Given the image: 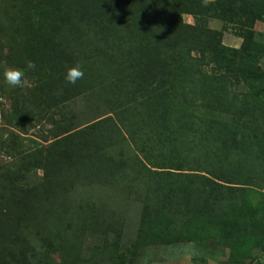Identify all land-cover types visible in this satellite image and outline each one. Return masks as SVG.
<instances>
[{
    "label": "trees",
    "instance_id": "1",
    "mask_svg": "<svg viewBox=\"0 0 264 264\" xmlns=\"http://www.w3.org/2000/svg\"><path fill=\"white\" fill-rule=\"evenodd\" d=\"M19 1L29 9L16 20L46 29L45 41L57 51L67 44L68 68L82 65L72 97L97 88L116 99L103 118L36 143L29 162L42 173L10 198L31 225L21 219L7 233L0 226L6 256L78 264L80 241L95 233H114L116 247L120 231L108 221L88 223L82 210L93 203L79 190L90 192L95 182L141 198L138 247L216 242L229 258L254 247L264 228V136L254 132L264 128V88L256 85L264 80L257 66L264 43L253 25L264 20V0H68L74 9L63 0ZM234 6L236 15L228 11ZM184 12L193 14V25L182 22ZM207 16L246 25L240 47H224L221 34L204 25ZM67 84L71 96L75 84ZM124 141L135 146L122 169L116 163ZM233 228H240L236 239ZM256 243L263 251L264 242Z\"/></svg>",
    "mask_w": 264,
    "mask_h": 264
},
{
    "label": "rangeland",
    "instance_id": "2",
    "mask_svg": "<svg viewBox=\"0 0 264 264\" xmlns=\"http://www.w3.org/2000/svg\"><path fill=\"white\" fill-rule=\"evenodd\" d=\"M62 3L67 8L74 9L75 4L68 0H63ZM27 4L28 2L19 0H0V165L6 163L5 168L0 169V210L5 212L0 216V226L6 229V233L21 219L25 227L31 225V221L24 218L27 212L24 215L20 213L10 198L19 193L20 187L29 190L36 177L42 173L40 170H32L29 162L36 143L43 144L53 136L64 134L89 120L103 118V115L110 112L111 100L116 99V95L113 96L110 90L102 88H93L72 97L80 89L78 80L71 96L68 94L69 85L65 75L69 63L64 56L68 45L63 44L62 50L57 51L45 41L46 29L45 33L33 31L26 23L17 21L14 14L28 11ZM228 11H233V15H236L239 8L234 6ZM43 16L45 20L46 14ZM180 16L183 23L194 24L193 14L184 12ZM39 18L38 15L33 17L35 21ZM243 18L242 16L241 22H244ZM204 25L218 31L222 45L230 49L240 47L246 32V25L242 23H226L213 16L205 17ZM253 30L262 35L257 40L264 43V20L256 21ZM67 37L68 33L65 38L68 39ZM53 54L59 58H53ZM229 57L232 60L238 58L235 55ZM29 60L35 63V69L27 68ZM257 66L264 72V57L258 61ZM9 68L25 70L23 87L14 88L6 83L4 73ZM242 85L240 84L239 90ZM256 85L264 88V80ZM239 90L236 89L235 92ZM262 90H258L257 95H263ZM254 132L264 136L263 127L254 129ZM134 146L128 145L126 141L118 146L116 167L129 168L125 159L134 154ZM22 156L26 159L23 172L22 169L19 171ZM92 189L90 192L79 190V194L87 197L84 199L81 196L80 199L86 201L89 197L93 203V206L82 205L87 222L101 226L108 221L120 231L121 238L115 247L114 233H109L106 237L101 233L87 236L86 240L80 241L78 264H121L122 261L127 264H264V250L256 246V242H264V228L263 232L259 229L255 233L254 247L247 244L243 256L236 253L231 258L228 257L224 244L216 242L138 247L137 233L143 211L141 198H129L121 187L98 182H95ZM261 193L259 201L261 199L263 218H258L264 220V186ZM75 198L78 197L75 195ZM23 204L28 205L26 201ZM23 211H26V207ZM229 236L238 238L240 228L231 229ZM6 248L7 245L0 239V264H62L61 258L54 256L51 260H26L17 263L11 256H6ZM110 251H118L112 261L106 259V254Z\"/></svg>",
    "mask_w": 264,
    "mask_h": 264
},
{
    "label": "clouds",
    "instance_id": "3",
    "mask_svg": "<svg viewBox=\"0 0 264 264\" xmlns=\"http://www.w3.org/2000/svg\"><path fill=\"white\" fill-rule=\"evenodd\" d=\"M36 65L32 61H27L28 69H35ZM84 72L82 65L76 64L70 67L66 71L65 79L70 84H75L78 79L83 78ZM4 79L6 83L14 88H20L25 83V70L20 68H9L4 73Z\"/></svg>",
    "mask_w": 264,
    "mask_h": 264
}]
</instances>
